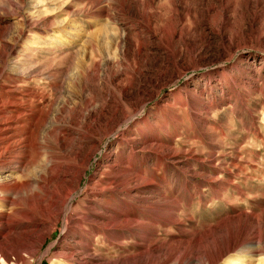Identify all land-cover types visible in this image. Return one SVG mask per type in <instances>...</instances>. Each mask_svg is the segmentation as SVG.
I'll return each instance as SVG.
<instances>
[{
	"label": "rangeland",
	"instance_id": "obj_1",
	"mask_svg": "<svg viewBox=\"0 0 264 264\" xmlns=\"http://www.w3.org/2000/svg\"><path fill=\"white\" fill-rule=\"evenodd\" d=\"M12 80L42 96L37 155L69 130L48 152L78 155L75 176L85 168L74 204L122 170L164 207L161 224L142 213L145 237L99 234L87 252L105 264H175L171 253L207 264L237 235L214 264H264V0H0V86ZM48 226L26 250L7 239L0 264L86 258L61 218Z\"/></svg>",
	"mask_w": 264,
	"mask_h": 264
},
{
	"label": "bare ground",
	"instance_id": "obj_2",
	"mask_svg": "<svg viewBox=\"0 0 264 264\" xmlns=\"http://www.w3.org/2000/svg\"><path fill=\"white\" fill-rule=\"evenodd\" d=\"M25 85L12 80L0 86V258L6 261L11 259L10 250L6 246L7 239L19 238L22 250H26L40 228L49 224L54 229L61 218L63 234L71 232L78 236L76 242L85 245L86 258L73 264H105L95 253L87 252L97 235L128 233L143 234L145 237L143 232L146 230V222L139 220L144 216L142 213L152 214L157 218V223L161 224V211L164 207L149 206L147 198L139 196L146 188L129 185L132 176H126L122 170H118V175L110 174L101 184L90 188L84 198L77 205L74 204L72 197L76 187L71 181L75 178L79 182L85 168L75 176L72 170L76 172L78 169V155H50L48 152H60L66 145L65 138L70 135L67 129H59L56 142L47 145L49 150L46 155H42V158L37 155L35 140L39 127L45 121V110L38 104L42 97L40 93L33 87L26 86L23 89ZM84 138L90 139V136L85 135ZM131 143L134 141L129 142L130 152L134 154ZM143 149L145 155L155 154L161 159L164 156L160 147ZM39 158L41 163L37 164ZM6 168L12 169V174L6 175ZM34 168H38L39 174L29 178L26 172ZM134 174L137 176V172ZM136 199L137 205L132 201ZM49 233H43L40 244ZM238 243L237 235L232 236L205 262L214 264ZM16 252L17 258H23L19 249ZM185 258L186 255L178 258L175 253H171L166 260L183 264ZM162 262L160 256L155 259V264ZM147 263L143 261L141 264Z\"/></svg>",
	"mask_w": 264,
	"mask_h": 264
}]
</instances>
